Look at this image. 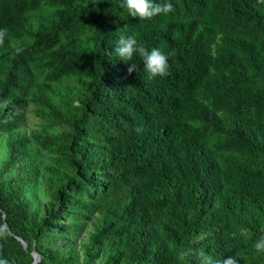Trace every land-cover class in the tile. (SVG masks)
<instances>
[{"label": "trees", "instance_id": "obj_1", "mask_svg": "<svg viewBox=\"0 0 264 264\" xmlns=\"http://www.w3.org/2000/svg\"><path fill=\"white\" fill-rule=\"evenodd\" d=\"M121 2L0 0V29L8 30L0 45V129L9 150L0 162V258L30 264L35 239L37 264L73 263L40 240L58 215L38 220L25 183L3 177L30 141L13 131L19 123L6 110L30 99L50 107L53 82L84 75L93 83L64 146L82 176L94 174L88 211L101 216L88 239L91 262L181 264L180 250L202 247L264 264L254 248L264 231V0H154L174 11L151 19L132 17ZM44 3L51 11L34 26ZM122 33L164 52L168 74L149 79L134 55L127 63L138 67L129 75L114 52ZM85 123L96 163L75 145Z\"/></svg>", "mask_w": 264, "mask_h": 264}, {"label": "rangeland", "instance_id": "obj_2", "mask_svg": "<svg viewBox=\"0 0 264 264\" xmlns=\"http://www.w3.org/2000/svg\"><path fill=\"white\" fill-rule=\"evenodd\" d=\"M50 11V6L45 3L35 11L31 17L34 26ZM92 83L93 80L84 75L60 77L50 87L54 101L52 106H41L30 99L26 106H12L6 110L18 120L19 124L13 131L23 134L30 141L25 145L27 153L23 159L18 158L9 167L6 166L3 177L12 184L25 183L23 196L38 220L53 211L58 215L55 227L43 231L40 240L52 247H60L66 256L71 254L72 264H99L96 258L91 262L87 248L95 221L101 216L100 213L88 211L92 191L96 188V184L90 180L94 174L91 173L87 178L82 176L72 158L74 151L64 146L74 132L76 117L83 113L82 99L86 97L88 86ZM56 114L60 116L53 119ZM91 122L88 119L87 123ZM85 129L86 123L75 145L92 163H96L99 161L98 152L92 135ZM7 135L5 130L0 129V162L7 159L9 152ZM38 136L49 137L51 141L42 145L36 140ZM30 169L33 172H29ZM62 226H66V229H62ZM32 246V250L36 251L35 239Z\"/></svg>", "mask_w": 264, "mask_h": 264}, {"label": "clouds", "instance_id": "obj_3", "mask_svg": "<svg viewBox=\"0 0 264 264\" xmlns=\"http://www.w3.org/2000/svg\"><path fill=\"white\" fill-rule=\"evenodd\" d=\"M120 7L126 8L132 17H139L140 19H151L161 13L167 14L174 11L171 3L164 2L161 4L154 2V0H122ZM7 32L6 28L0 29V45L3 44ZM114 52L122 62L129 64L127 68L129 75L137 71L138 66L136 63H127L133 60L134 55H138L142 59L144 70L148 73L149 79L163 77L168 74V56L155 47L149 51L145 46L138 43L133 35L122 33L118 38ZM4 233V228L0 227V236H3ZM254 248L256 251L264 253V231L255 241ZM193 258L198 260L199 264H239L238 259L233 255L222 258L216 257L208 254L202 247H187L178 253L181 264H192ZM0 264H15V262L0 258Z\"/></svg>", "mask_w": 264, "mask_h": 264}, {"label": "water", "instance_id": "obj_4", "mask_svg": "<svg viewBox=\"0 0 264 264\" xmlns=\"http://www.w3.org/2000/svg\"><path fill=\"white\" fill-rule=\"evenodd\" d=\"M21 242V244L23 245L24 248L27 247L26 242L19 236V235H15ZM32 256H33V261L30 264H37L38 260H39V254L38 252H36L35 250L31 251Z\"/></svg>", "mask_w": 264, "mask_h": 264}]
</instances>
